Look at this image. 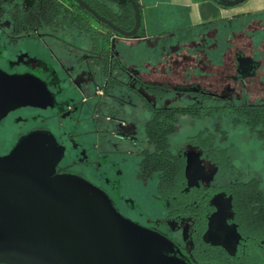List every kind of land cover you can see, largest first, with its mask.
I'll return each mask as SVG.
<instances>
[{
    "label": "trees",
    "instance_id": "1",
    "mask_svg": "<svg viewBox=\"0 0 264 264\" xmlns=\"http://www.w3.org/2000/svg\"><path fill=\"white\" fill-rule=\"evenodd\" d=\"M84 1L121 28L129 30L133 26L134 14L128 0ZM136 1L139 4V0ZM0 18L11 22L13 34L58 32L68 28L71 34L87 35L91 42L90 53L98 55L100 52L102 56L100 61L94 60L95 57L92 59L101 68L106 95L112 94L115 87H122L140 98L148 118L144 123L143 138L133 140L136 173L142 180L156 178V196L164 203L162 219L168 231L169 220L176 223L186 218L191 220V249H182L190 264H264V188L256 177L244 174L232 163L227 131L216 122L212 127H204L187 136L176 151L170 149V137L177 129L180 115L208 116L219 109H226L231 123L243 124L264 148V101L237 103L228 95L201 88L182 91L143 80L126 67L116 54V48L112 47V38L123 36L95 19L74 0H0ZM170 91L188 92L193 101L185 105L156 103ZM121 95L119 99L126 102L124 93ZM94 121L90 122L91 128L96 126ZM185 145L201 150L216 167L210 183H188ZM226 175L231 179L222 180ZM218 192L225 193L230 199L231 216L228 220L234 223L238 234L234 252L205 239L209 216L215 209L212 198Z\"/></svg>",
    "mask_w": 264,
    "mask_h": 264
},
{
    "label": "water",
    "instance_id": "2",
    "mask_svg": "<svg viewBox=\"0 0 264 264\" xmlns=\"http://www.w3.org/2000/svg\"><path fill=\"white\" fill-rule=\"evenodd\" d=\"M74 1L123 37L135 36L141 26L136 0H128L134 14L129 30L84 0ZM237 60L240 74L257 66L250 57ZM175 88L198 91L200 86ZM52 105L43 80L0 71V118L18 107ZM62 157V147L46 130L26 133L0 154V263L187 264L164 236L122 216L102 189L79 175L58 173Z\"/></svg>",
    "mask_w": 264,
    "mask_h": 264
},
{
    "label": "rangeland",
    "instance_id": "3",
    "mask_svg": "<svg viewBox=\"0 0 264 264\" xmlns=\"http://www.w3.org/2000/svg\"><path fill=\"white\" fill-rule=\"evenodd\" d=\"M250 22L252 20L239 25L230 23L227 25L203 26L190 30L185 29L168 35L164 40L160 39L152 42L154 44L140 43L138 46H132L128 49L119 46L117 50L124 63L134 61L139 66H142L144 62L150 59L157 62L162 61L163 65L161 66L162 68L166 67V70L162 69L163 71L159 72V75L162 76L167 73L168 77L166 79L170 81V84H168L170 88L174 86L200 85L204 90L213 91L220 95L226 94L237 103L260 102L264 101V94H262L264 91L261 92L253 88L248 91L241 90L237 83L240 78H238V73L236 72V52H252L255 60L264 57V52H261V48L264 46V31L260 29L259 21L248 26ZM66 31L70 32L69 29ZM231 38H233L232 42L230 41ZM235 43L238 46L236 49L233 48ZM42 44L44 47L45 44ZM234 51L235 53H233ZM73 52L77 53L76 50H73ZM227 52H230L231 55L226 57ZM58 55L61 62L68 64L64 53L59 52ZM224 57L226 58L224 59ZM255 63L257 62L255 61ZM218 66L219 68L216 69L215 67ZM179 81L182 83L177 84ZM213 89H217V91ZM130 99L133 102L137 101V105L136 107L124 106V118L128 119V127L130 126V129L127 127V130L129 129V132L137 139H141L144 136V123L148 118V112L143 108L137 95L132 93ZM191 101H193V96L188 92L176 93L170 91L163 100L156 103L160 105H185ZM92 102L93 100L91 99L88 106H81L82 114L76 109V111L72 112L73 116L69 118L67 115H64V117H52L53 113L49 110L41 112L42 124L45 130L53 136L64 140L63 143H59L63 149V161L64 159L75 161L82 156V152L79 151H82L85 147L89 148V142L92 137L88 138L80 135L91 128L92 117L87 113V109L92 107ZM207 102L212 103V101ZM23 113L29 112L24 110ZM103 114L104 110L99 112L98 117H103ZM34 118L36 116H33V123H35ZM216 122H219L227 131L228 142L231 145L229 152L234 166L242 169L244 174L248 173L256 177L261 187L264 188V148H262L260 140L255 135H252L243 124L233 125L231 123L226 109L216 110L208 116L191 117L180 115L177 129L170 137V149L176 151L182 147L187 136L197 133L204 127H212ZM28 126L30 130L35 125ZM100 126L105 131V128L110 129L113 127V124H110V122L106 123V120H103V124ZM127 130L124 131L127 132ZM105 137L108 140L109 136L105 135ZM15 140L11 137L0 138V151L9 148ZM113 140L116 139L113 138ZM131 144L125 141L119 143L118 141L117 149L101 157L102 165H95V172L98 176L101 174L102 180H87L107 194L122 216L146 227L154 226L152 221L157 220L155 232L168 239L173 246L174 243H180V247L188 248V244L183 242V234H189V226L186 221L180 227H174V223H170L171 226L168 224L170 229L173 230L171 234H167L168 230L164 221L159 219V217L164 215L165 208L162 200L156 196V178L151 177L147 180H142L137 177V157ZM3 147L5 149H2ZM186 147L189 148L190 146L187 145ZM102 148L103 150L112 148V145L106 144ZM197 151L206 163V170L212 168L213 165H207L209 162L206 155L201 150ZM229 179L231 177L226 175L223 176L222 180ZM214 198V202L217 205L215 217H221L224 220L225 215L229 213L228 197L225 193H219ZM181 226H184L182 231ZM209 226L204 235L206 240L213 243H220L219 241L223 239L229 240L232 235L237 234L235 225L227 219L222 225L224 229L222 227L221 229L217 224H212L210 228ZM227 245L232 251L233 247L230 244ZM175 250L176 254L181 255L180 250Z\"/></svg>",
    "mask_w": 264,
    "mask_h": 264
},
{
    "label": "flooded vegetation",
    "instance_id": "4",
    "mask_svg": "<svg viewBox=\"0 0 264 264\" xmlns=\"http://www.w3.org/2000/svg\"><path fill=\"white\" fill-rule=\"evenodd\" d=\"M67 29L68 28H66L63 31L59 30L58 32L37 31L36 33L30 35L13 34L11 22L6 18H0V71L9 75L31 74L38 77L39 79L43 80L46 83L47 89L52 96V102H53L52 106H48L46 108H38L32 106L18 107L9 111L5 116L1 117L0 138L11 137L16 140L9 148H7L4 151H0V154L7 153L14 146L17 140L26 133H29L33 130H45L44 125L42 124L43 120H42L41 112L49 110L53 113L52 117L54 116L64 117V115L65 116L67 115V117L69 118L72 116V112L76 111V109L80 111L79 113L82 114L83 111H81V106L83 105L88 106L90 100L92 99L93 100L92 106H95V108L93 109L89 107L90 109H87V113L89 114V116L92 117V118L90 117L91 121L95 120L94 122L96 123V126L94 128L88 129V131L85 130V133L81 134L80 136L93 138L90 139L89 148L87 147L86 151L87 149L93 151L94 158L96 159L91 160L92 158H90L86 153L79 151L82 152L81 154L83 157L80 156V158H78L75 161L74 160L67 161L65 159L63 161L62 158L57 166V172L79 175L90 181L96 179L102 180L101 174L98 176V174L95 172L96 170L95 165L97 166L102 165L97 161V159L101 158L103 155H106L107 153H110L112 150L117 149L116 146L118 145V141L119 143H121L122 141L129 142V144L132 143L131 145H133L134 147L133 140L136 137L133 136L131 132H129L130 127H128V122H127L128 119L124 121L126 124V128H124L123 131H121L122 120L125 116V111L123 109L124 106L128 107L131 105L130 96L132 92L122 87H115L113 89V93L107 96L103 90V87H105V80L101 74L100 71L101 68L99 65H95L94 62V60L100 61L102 59L100 52L98 53V55H92L90 53L91 52L90 38L85 34L82 35L71 34V32L66 31ZM116 38H118V36H114L112 38L113 48H115L114 42ZM42 43L45 44L44 47ZM73 50H76L77 53H74ZM59 52L64 53V56H66V59L68 60V64H65L64 62L60 61L58 55ZM238 56L236 57V61H237L236 72L238 73V78L241 79L245 77L246 74H240V72H238L237 70ZM92 57H95V59L93 60ZM123 93H124V97L126 98L125 99L126 102L122 101V99H119V95L122 96L121 94ZM108 109L111 110L112 112L108 111ZM24 110L29 113H23ZM103 110H104V114L102 115L103 117L101 118H103V120L107 119V121L110 122V124H113V127H111L110 129L105 128V131L102 130L100 126L101 124H103V120H101V118L98 117L99 112ZM33 116H36V118H34L35 123L32 122ZM37 117L39 118L38 120ZM32 124H34L35 126L29 130L28 125H32ZM127 127L129 128L128 130ZM124 130H127V132ZM105 135L109 136L108 140L106 139ZM54 137L58 143L64 142L63 139L61 138L59 139L57 136ZM113 138H115L117 142L116 140H113ZM106 144L112 145V148H107V149L105 148L103 150L102 147L105 146ZM186 146L187 145H185V154L187 152ZM2 149H5V147H3ZM186 164H187V154H186ZM209 164L213 165L210 162ZM212 167H213V173L212 171H210V169L205 170L203 175L200 176L198 180H196L195 182H189L187 180L188 183L189 184H195L197 182H201L203 184L210 183L213 180L214 175L216 173V167L214 165ZM219 193H223V192H218L217 194H215L216 197ZM214 196L212 198V203L215 206V209L210 214L209 220L210 217L217 210V205L215 204L216 202L213 201ZM227 197L229 201V213H230L229 216L227 217L228 220L231 216V209H230L229 196ZM159 219H162V217H159ZM209 220H208V225H209ZM184 221L187 222L190 233L191 220L189 218L183 219L180 223H176L169 220L168 224L171 226L170 223H174L175 225L174 227H180V225ZM152 222L154 226L151 225L152 228L151 227H147V228L151 230L153 229L154 231V229L156 228L155 225L157 223V220L156 221L153 220ZM183 227L184 226H181V231ZM172 230L170 229V231H168L167 234H171ZM237 240H238V236H237ZM183 242L188 244V248L180 247V243L177 244L174 243V247L175 249L180 250L181 252V255L177 254V256L183 259L187 264H190L187 260L186 255L182 252V249H185L187 251L191 249L189 234L188 235L183 234ZM220 244H222L230 252H234L235 250L233 249L231 251L223 243Z\"/></svg>",
    "mask_w": 264,
    "mask_h": 264
},
{
    "label": "crops",
    "instance_id": "5",
    "mask_svg": "<svg viewBox=\"0 0 264 264\" xmlns=\"http://www.w3.org/2000/svg\"><path fill=\"white\" fill-rule=\"evenodd\" d=\"M139 4L141 12V26L138 30L139 34L126 38L120 37L114 42L120 59V53L117 50V47L119 46L128 49L132 46H138L140 43L154 44L152 42H156L160 39L164 40V38L168 35L185 29L190 30L203 26L218 24L227 25L230 23L239 25L244 24L248 20H252V22L248 23V26H251L253 23L255 24L259 21L260 29L264 31V0H241L235 5L223 4L218 0H139ZM230 41L232 42L233 38H231ZM237 47L238 46L235 43L233 48L236 49ZM261 52H264V46H262ZM233 53H235V51ZM226 54V57L231 55L230 52H227ZM236 55L250 57L254 62H257V66L250 74L239 79V82H237L239 84V88L246 91L250 88L261 92L264 91V57H260L258 60H255L254 53L252 52H236ZM236 55L235 58L237 57ZM226 57H224V59ZM124 64L145 81L167 85L170 84V81L166 79L168 77L167 73L162 76L159 75V72L166 70V67L162 68L161 66L163 65L162 61L157 62L150 59L144 62L142 66H139L134 61ZM215 68L217 69L219 66ZM181 83L182 82L179 81L177 84ZM213 90L217 91V89ZM130 102V107H136L137 101L133 102L131 100ZM125 120L126 118H123L122 120V130L126 128V124L124 122ZM106 123H108L107 119ZM86 148L87 147L83 148L82 152L92 158L91 160H95L96 158H94L93 151L88 149L86 151ZM186 149L187 180L189 182H195L207 169L206 163L202 160L200 153H198L195 147L190 146L189 148L186 147ZM97 161L102 164L101 158H98ZM207 165L211 166L210 164ZM210 171L213 173V167L210 168ZM229 214L230 213L225 215L224 220H222L221 217H215L214 213L210 217L209 228L212 224H217L220 228H223L222 225H224V221L227 219ZM237 236V234H234L229 240L223 239L219 242L223 243L226 247L229 246L227 244H230V246L235 248Z\"/></svg>",
    "mask_w": 264,
    "mask_h": 264
}]
</instances>
